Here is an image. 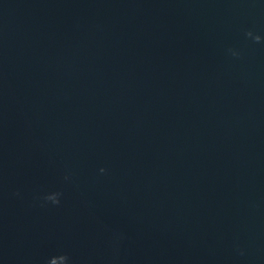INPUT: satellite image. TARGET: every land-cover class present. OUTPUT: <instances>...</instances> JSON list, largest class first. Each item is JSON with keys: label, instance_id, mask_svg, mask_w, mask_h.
<instances>
[{"label": "water", "instance_id": "obj_1", "mask_svg": "<svg viewBox=\"0 0 264 264\" xmlns=\"http://www.w3.org/2000/svg\"><path fill=\"white\" fill-rule=\"evenodd\" d=\"M0 264H264V0H0Z\"/></svg>", "mask_w": 264, "mask_h": 264}]
</instances>
